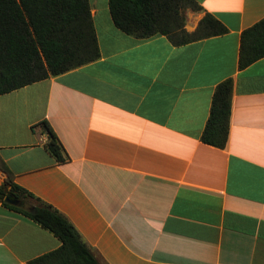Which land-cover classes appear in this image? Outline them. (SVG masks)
Masks as SVG:
<instances>
[{"label":"crops","instance_id":"1","mask_svg":"<svg viewBox=\"0 0 264 264\" xmlns=\"http://www.w3.org/2000/svg\"><path fill=\"white\" fill-rule=\"evenodd\" d=\"M88 1L100 57L0 95V156L14 182L63 214L100 264H264V57L238 69L240 34L264 17V0H195L185 29L210 13L227 32L180 46L128 35L108 0ZM229 77L217 148L200 135ZM59 245L0 202V264Z\"/></svg>","mask_w":264,"mask_h":264},{"label":"trees","instance_id":"2","mask_svg":"<svg viewBox=\"0 0 264 264\" xmlns=\"http://www.w3.org/2000/svg\"><path fill=\"white\" fill-rule=\"evenodd\" d=\"M114 25L138 39L164 35L180 46L227 32L210 13L194 31L185 29L186 11L198 12L195 0H108ZM100 57L88 0H0V95L56 76ZM264 57V17L240 34L238 69ZM234 81L219 82L213 91L209 114L200 135L203 143L224 148L229 134ZM47 150L57 162L65 160L63 147L47 121ZM0 202L49 231L60 245L28 264H100L68 219L42 200L34 199L14 182V174L0 156ZM7 193L30 202L27 211L4 201Z\"/></svg>","mask_w":264,"mask_h":264},{"label":"water","instance_id":"3","mask_svg":"<svg viewBox=\"0 0 264 264\" xmlns=\"http://www.w3.org/2000/svg\"><path fill=\"white\" fill-rule=\"evenodd\" d=\"M4 201L10 205H13L15 207L27 210V211H33V206L27 203L24 199L18 198L15 195L11 193H7Z\"/></svg>","mask_w":264,"mask_h":264},{"label":"rangeland","instance_id":"4","mask_svg":"<svg viewBox=\"0 0 264 264\" xmlns=\"http://www.w3.org/2000/svg\"><path fill=\"white\" fill-rule=\"evenodd\" d=\"M186 24H187V17H186Z\"/></svg>","mask_w":264,"mask_h":264}]
</instances>
